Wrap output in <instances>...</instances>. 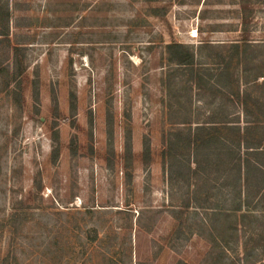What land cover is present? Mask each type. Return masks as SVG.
I'll list each match as a JSON object with an SVG mask.
<instances>
[{"label": "rangeland", "instance_id": "374dc122", "mask_svg": "<svg viewBox=\"0 0 264 264\" xmlns=\"http://www.w3.org/2000/svg\"><path fill=\"white\" fill-rule=\"evenodd\" d=\"M3 2L26 71L20 107L0 93V223L18 218L0 233V264H264V212L240 218L264 208V160L238 181L224 160L159 158L163 137L197 126L184 122H245L238 106L198 91L166 47H188L215 81L229 46L264 43V0ZM245 67L241 93L264 73L261 60ZM252 96L263 100L264 88Z\"/></svg>", "mask_w": 264, "mask_h": 264}, {"label": "trees", "instance_id": "16d2710c", "mask_svg": "<svg viewBox=\"0 0 264 264\" xmlns=\"http://www.w3.org/2000/svg\"><path fill=\"white\" fill-rule=\"evenodd\" d=\"M10 17L7 2L0 0V50H8L12 62V66L0 65V93L10 97L11 101L20 107L22 98L20 80L26 71V66L21 47L13 44L10 39ZM255 45L253 50H251L252 46L245 41L229 46L225 55L216 63L219 69L217 75H212L215 81H209L211 75L204 74V67H201L203 63L198 62L196 54L188 47L181 44H170L166 47L167 61L179 68L188 69L191 83L198 91L202 89L208 92L211 97H221L220 100L225 105L238 106L242 110L245 122L244 126L240 127L237 122L224 119L227 114H224L220 120H209L202 123L195 121L184 122L188 126L192 124H197V126L194 127L193 131L189 129L186 134L178 132L162 138L159 158L163 166L170 167L173 162L184 158H192V163L196 166L201 164L199 158H204L207 162L212 160L219 163L224 160L225 165L233 166L238 176V181H241L242 175L250 169L252 160L257 163L262 159L264 160V99L258 100V98L252 96V91L255 88H264V73L261 75L259 73L255 74L252 79L245 78L244 84L247 87L252 84L253 87L250 90H245L244 93L240 92L239 78L237 77L238 70L245 66L244 73L260 60L264 64V43ZM259 79H261L260 83H258ZM73 100L74 96L70 94L68 102L71 112L75 110ZM187 102L190 103V99H187ZM125 130L123 160L124 170L127 171L131 166L132 153L129 138L130 130L127 125ZM53 141L54 144H57V136H55ZM69 149L72 153L76 151L75 142L71 141L69 143ZM149 153L148 141H143L142 159L145 163L149 161ZM57 156L58 147L55 145L51 151V158L55 160ZM205 168L207 167L205 166ZM261 178V174H258L256 179L263 182L257 189L258 193L264 185V181ZM237 195L240 198V194L237 193ZM246 204L248 206L251 203L246 202ZM240 208L241 204L239 202L237 209H233L232 212H236ZM263 212L264 208L256 210L251 216L241 214V224L247 219L248 222L252 219L257 221V218ZM251 217L252 219L249 220ZM17 220V215L11 214L0 223V233L6 228L15 227L14 223ZM225 248L223 249L225 250ZM222 252L221 255L224 257L226 255L225 251Z\"/></svg>", "mask_w": 264, "mask_h": 264}]
</instances>
